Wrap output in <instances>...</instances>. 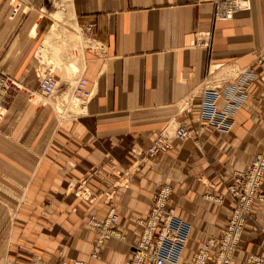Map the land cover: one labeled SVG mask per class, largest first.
Masks as SVG:
<instances>
[{
	"label": "crops",
	"instance_id": "1",
	"mask_svg": "<svg viewBox=\"0 0 264 264\" xmlns=\"http://www.w3.org/2000/svg\"><path fill=\"white\" fill-rule=\"evenodd\" d=\"M47 1L0 0V70L19 84L0 114V264H130L138 222L162 184L172 187L180 237L165 257L190 264L221 236L235 208L227 188L264 150V0L222 23L212 0H71L64 13H46ZM197 34L208 35V46L192 45ZM52 68L59 89L47 99L39 76ZM81 76L93 98L81 115L61 118L57 109ZM236 82L220 100L228 109L239 87L230 133L202 126L165 154L135 157L163 131H197L202 92ZM133 165L122 185L113 166ZM80 187L96 201L78 198ZM112 209L124 239L106 237L94 257L99 231L90 222H105ZM255 212L232 264H264V203Z\"/></svg>",
	"mask_w": 264,
	"mask_h": 264
},
{
	"label": "built area",
	"instance_id": "2",
	"mask_svg": "<svg viewBox=\"0 0 264 264\" xmlns=\"http://www.w3.org/2000/svg\"><path fill=\"white\" fill-rule=\"evenodd\" d=\"M214 4L213 19L215 23L228 22L235 18L236 14L241 11H249L252 7V0H212ZM208 35L197 34L193 46H208ZM260 63L262 61H259ZM264 83V73L261 75ZM239 85H226L222 87H207L201 96V102L198 104L200 128L190 130L187 124H181L173 133L163 131L160 133L152 145L142 153L135 149V157L144 154V158L149 159L158 157L169 152L173 148V142L186 141L192 136L202 134V126L218 130L221 133H230L234 121L235 113L242 106L241 97H239V87L232 91L231 96L226 97L228 109L220 105V100L224 97V91L228 87ZM17 80L0 71V108L5 107L11 97L13 89L18 88ZM59 89V84L54 74L46 72L45 75L39 76V92L45 98L53 97ZM74 95L83 103H88L93 98V92L90 89L89 80L81 76L74 88ZM135 165L128 169L113 166L115 175H119L122 185L127 186L132 178L131 173ZM264 181V150L254 155L244 172L237 173L234 183L227 188L229 196L235 202V208L232 212L228 224L224 227L220 237L211 239L202 247L197 249L190 261V264H232L239 242L247 227L248 221L256 216L255 205L260 202L264 203V193L262 192V183ZM77 197L87 200L96 201L92 191L88 188L81 187L76 192ZM172 196V187L169 184H162L154 194L151 210L145 219H141L140 233L132 245L133 255L130 264H169L165 257V250L168 245L179 242L180 237L175 231L174 222L177 219L175 212L168 208ZM95 197V198H91ZM110 196L108 199L110 200ZM90 200V201H91ZM118 217L115 210L112 209L108 219L105 222L92 220L91 226L99 231V241L95 248L94 257L100 254L101 246L106 237H116L124 239L112 225L116 224ZM264 235V225L262 227ZM250 262H254L250 257ZM68 264H89L87 261L73 260Z\"/></svg>",
	"mask_w": 264,
	"mask_h": 264
},
{
	"label": "rangeland",
	"instance_id": "3",
	"mask_svg": "<svg viewBox=\"0 0 264 264\" xmlns=\"http://www.w3.org/2000/svg\"><path fill=\"white\" fill-rule=\"evenodd\" d=\"M67 1H69V3H70V1L71 0H49V1H47L46 2V13H48V11L49 12H54L57 8L59 9V11H60V13H64V12H62L63 11V9L62 8H64V9H67L68 8V3H67ZM17 4V3H16ZM48 10V11H47ZM58 19H61V16H59L58 17ZM67 21H68V26H71L70 24H69V19H71V18H68L67 17ZM78 43H79V41H77V45H78ZM74 49V47L71 49V53H72V50ZM48 66H49V64H48ZM51 66V65H50ZM1 71V70H0ZM3 72V71H2ZM46 72H51L52 74H54V69L52 68V69H46V70H43V73H41V75L43 74V75H45V73ZM5 73V72H4ZM58 92V91H57ZM73 92V91H72ZM55 96V95H54ZM54 96H53V98H54ZM69 97V98H68ZM67 97V101H66V103H65V105H63V108H62V110H58L57 109V113L59 114V116L61 117V118H70V117H77V116H79V115H81L82 114V107H83V102H81L80 100V102L79 101H76L75 99H72L71 98V96H68ZM36 98V97H35ZM45 98V97H44ZM38 99V102L40 101L39 100V98H37ZM71 99H72V101H71ZM78 100V99H77ZM35 101V100H34ZM37 102V103H38ZM69 102H71V105L70 106H68V103ZM78 103V104H76V103ZM83 103V104H82ZM67 107V108H66ZM81 108V109H80ZM1 112H2V109L0 108V114H1ZM167 132H169V133H172V132H170V131H168L167 130ZM77 192V191H76ZM76 194V193H75ZM93 196H95L94 194H93ZM78 198H81V197H78ZM91 198H95V197H91ZM91 200V199H90ZM89 200V201H90ZM92 201V200H91ZM94 202H95V200H94ZM16 207H10L9 206V204H8V213H9V216L10 217H13V216H15V214H16ZM7 243H8V250L11 248V239H9L8 241H7ZM0 247L1 248H3L4 247V244H3V242H2V244L0 243ZM7 259L8 258H3L2 259V261H4L2 264H8L7 262Z\"/></svg>",
	"mask_w": 264,
	"mask_h": 264
},
{
	"label": "bare ground",
	"instance_id": "4",
	"mask_svg": "<svg viewBox=\"0 0 264 264\" xmlns=\"http://www.w3.org/2000/svg\"><path fill=\"white\" fill-rule=\"evenodd\" d=\"M62 9H63L62 12H65V9H64V8H62ZM52 35H53V34H52ZM48 38H49V37H48ZM48 38H47V39H48ZM51 39H52V38H51ZM46 41H47V40H46ZM74 68L77 69L76 67H74ZM75 87H76V86H75ZM75 87H74V88H75ZM73 97H74L73 99H75L76 101H79V100H77L78 97H76V96L74 95V90H73ZM47 99H48V98H47ZM79 102H80V101H79ZM75 103H76V102H75ZM76 104H78V103H76ZM82 104H83V103H82ZM83 105H84V104H83ZM69 106H70V105H69ZM66 108H67V107H66ZM80 109H81V108H80ZM178 142H179V141H178Z\"/></svg>",
	"mask_w": 264,
	"mask_h": 264
}]
</instances>
